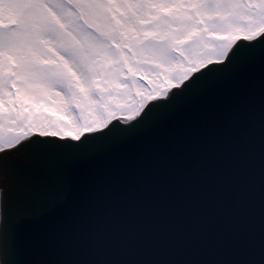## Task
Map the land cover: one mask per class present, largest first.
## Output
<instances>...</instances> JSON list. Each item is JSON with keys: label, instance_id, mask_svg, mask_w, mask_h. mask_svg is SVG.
I'll use <instances>...</instances> for the list:
<instances>
[{"label": "snow or ice", "instance_id": "obj_1", "mask_svg": "<svg viewBox=\"0 0 264 264\" xmlns=\"http://www.w3.org/2000/svg\"><path fill=\"white\" fill-rule=\"evenodd\" d=\"M0 264H264V0H0Z\"/></svg>", "mask_w": 264, "mask_h": 264}]
</instances>
